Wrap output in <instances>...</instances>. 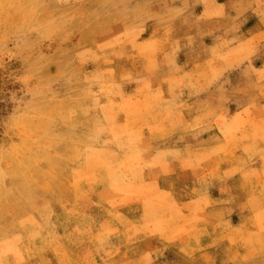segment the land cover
Masks as SVG:
<instances>
[{
    "label": "rangeland",
    "instance_id": "rangeland-1",
    "mask_svg": "<svg viewBox=\"0 0 264 264\" xmlns=\"http://www.w3.org/2000/svg\"><path fill=\"white\" fill-rule=\"evenodd\" d=\"M0 264H264V0H0Z\"/></svg>",
    "mask_w": 264,
    "mask_h": 264
}]
</instances>
